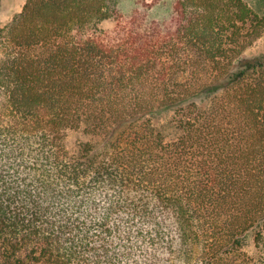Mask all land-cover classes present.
I'll return each mask as SVG.
<instances>
[{
	"label": "trees",
	"instance_id": "16d2710c",
	"mask_svg": "<svg viewBox=\"0 0 264 264\" xmlns=\"http://www.w3.org/2000/svg\"><path fill=\"white\" fill-rule=\"evenodd\" d=\"M262 32L249 0H26L0 28V264H264Z\"/></svg>",
	"mask_w": 264,
	"mask_h": 264
},
{
	"label": "rangeland",
	"instance_id": "374dc122",
	"mask_svg": "<svg viewBox=\"0 0 264 264\" xmlns=\"http://www.w3.org/2000/svg\"><path fill=\"white\" fill-rule=\"evenodd\" d=\"M252 6L262 12L264 9V0H249ZM26 0H0V28L8 23L12 17L22 10ZM121 11L124 15L129 14L133 8V0H120ZM116 23L115 19L105 23V27H111ZM246 57L264 56V32L261 33L244 51ZM171 114H163L160 118L154 119V123H166ZM87 136L81 131V129H70L67 135V144L69 148H73L74 145L80 139H85ZM245 250L248 253L254 252V244L252 234L249 233L245 240Z\"/></svg>",
	"mask_w": 264,
	"mask_h": 264
}]
</instances>
